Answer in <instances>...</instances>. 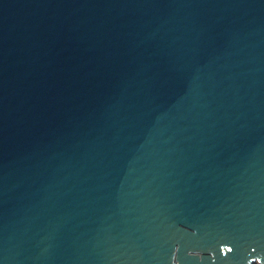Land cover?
<instances>
[{
    "label": "water",
    "instance_id": "obj_1",
    "mask_svg": "<svg viewBox=\"0 0 264 264\" xmlns=\"http://www.w3.org/2000/svg\"><path fill=\"white\" fill-rule=\"evenodd\" d=\"M0 264H264V0H0Z\"/></svg>",
    "mask_w": 264,
    "mask_h": 264
}]
</instances>
